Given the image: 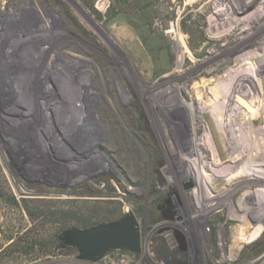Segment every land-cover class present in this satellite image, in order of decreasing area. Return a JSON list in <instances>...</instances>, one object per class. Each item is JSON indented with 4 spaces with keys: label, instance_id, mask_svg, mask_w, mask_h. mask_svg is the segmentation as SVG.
I'll return each mask as SVG.
<instances>
[{
    "label": "rangeland",
    "instance_id": "rangeland-1",
    "mask_svg": "<svg viewBox=\"0 0 264 264\" xmlns=\"http://www.w3.org/2000/svg\"><path fill=\"white\" fill-rule=\"evenodd\" d=\"M211 1L0 0V264H264V231L247 242L264 186L226 145L232 170L212 174L201 117L242 66L246 109L264 106V16L218 37ZM128 215L138 252L92 262L61 245L67 230Z\"/></svg>",
    "mask_w": 264,
    "mask_h": 264
},
{
    "label": "bare ground",
    "instance_id": "bare-ground-1",
    "mask_svg": "<svg viewBox=\"0 0 264 264\" xmlns=\"http://www.w3.org/2000/svg\"><path fill=\"white\" fill-rule=\"evenodd\" d=\"M249 2L251 4L250 7L248 5ZM210 3L211 7H213L212 17L210 20V24L212 25L211 29L218 37L232 32V27L236 28L239 23L242 24L248 14H255L260 18V20H263L264 1H262L260 5H258L256 0H239L238 3H235V0H212ZM246 8L250 9L244 16L243 12ZM238 13H240V15ZM226 25H230L227 30L224 29ZM258 67L260 69L259 75L264 74V59L259 63ZM254 72V74H258V72L256 73V70ZM253 76L254 75L251 74V70L248 66H242L239 71H231L230 76H227L230 83L226 85L220 84L219 86L211 89L213 96L216 99L219 97L221 102L215 104L214 106L211 105L210 107H204L201 110L203 124L206 123V131L202 142L203 145L205 144V148L211 151L214 157L213 159L215 160L214 163L216 168L211 167V171L216 178L226 172V169L229 171L232 170L230 166L221 165V161L223 158H226V152H228L225 149L226 145L230 147L232 152L238 151V157L245 159L246 164H244L245 166L243 167L244 170H242V172L247 170L248 174L253 176V182L264 186V182H261L263 181L262 178H264V160L259 164L256 163V159L258 157H263L264 159V127L257 129L255 128L256 125H254V123L257 122L256 110L264 112V106L256 104V106H251L246 109V104L244 103L245 100L251 99L249 97V93L247 92V87L254 88ZM202 96V94H199V97ZM241 107L245 110V118L243 119L245 121L244 123L239 124L236 119L233 118L236 115V112L241 110ZM210 110L220 115L218 123L212 119L215 116H213L214 112L211 113L212 115L209 113ZM224 153L225 156L220 157V155ZM192 172L195 180H199L203 184L205 199H211L212 195L207 192V188L205 187L207 184L204 170L201 169L198 172ZM242 172L239 175L245 177V174ZM223 181H219V183L217 182V187H220V185L223 184ZM258 190L259 191L256 192V195L258 203L260 204L259 208L261 209L263 220L248 234V243L254 242L264 231V206H262L264 205V188H260ZM194 195L199 200L203 197L200 189H198L197 193ZM220 240L223 242L222 235H220Z\"/></svg>",
    "mask_w": 264,
    "mask_h": 264
},
{
    "label": "water",
    "instance_id": "water-1",
    "mask_svg": "<svg viewBox=\"0 0 264 264\" xmlns=\"http://www.w3.org/2000/svg\"><path fill=\"white\" fill-rule=\"evenodd\" d=\"M159 176V175H158ZM158 181L162 183L160 177ZM61 245L75 247L80 259L99 261L109 250H140L139 224L132 215L125 219L84 229H70L62 233Z\"/></svg>",
    "mask_w": 264,
    "mask_h": 264
},
{
    "label": "flooded vegetation",
    "instance_id": "flooded-vegetation-1",
    "mask_svg": "<svg viewBox=\"0 0 264 264\" xmlns=\"http://www.w3.org/2000/svg\"><path fill=\"white\" fill-rule=\"evenodd\" d=\"M159 208H162V207H159ZM162 213H163V215H165L166 214V210H162Z\"/></svg>",
    "mask_w": 264,
    "mask_h": 264
}]
</instances>
